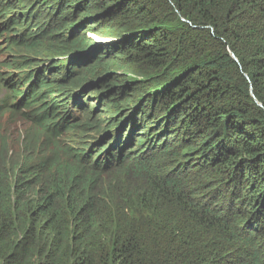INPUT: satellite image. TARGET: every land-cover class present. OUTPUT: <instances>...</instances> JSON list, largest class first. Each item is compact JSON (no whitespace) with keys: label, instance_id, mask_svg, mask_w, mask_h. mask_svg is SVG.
<instances>
[{"label":"trees","instance_id":"obj_1","mask_svg":"<svg viewBox=\"0 0 264 264\" xmlns=\"http://www.w3.org/2000/svg\"><path fill=\"white\" fill-rule=\"evenodd\" d=\"M2 1L10 49L62 76L3 80L0 114L39 134L15 169L0 140V264H264V0ZM93 79L116 140L65 161L61 97L84 110L66 88Z\"/></svg>","mask_w":264,"mask_h":264},{"label":"rangeland","instance_id":"obj_2","mask_svg":"<svg viewBox=\"0 0 264 264\" xmlns=\"http://www.w3.org/2000/svg\"><path fill=\"white\" fill-rule=\"evenodd\" d=\"M7 1H9V4L11 5L20 4L23 9L26 4L32 3L34 4L33 12H37L41 17L40 22L47 19L49 6L48 0H3L2 2L6 3ZM22 13L24 14L25 11H22ZM1 25L2 21L0 18V35L3 33L1 31ZM20 29L21 30L14 29V35L20 37L21 39L26 38L30 33L29 27H23ZM6 37V35L0 36V99L6 92L1 89L2 84H5L3 80L10 79L15 86H18L19 84L22 85V81L25 83L31 81L37 70H40V72L44 75L43 71L48 70L47 68H50L51 73L48 77L49 81L62 76L59 70L51 69V67L53 68L56 66L55 63L57 62V59L52 53L37 50L35 53L28 54V52L23 53L11 50L10 39ZM87 37L88 39H92L100 43L105 42L94 33H87ZM46 73L47 72H45V74ZM97 83L98 79H93V81L85 83L79 89H73L76 88V84H72L66 88L67 91H72L76 94V97L85 95L83 103L87 108L84 110L78 109L79 118L77 119V122L81 121L80 128L69 129L68 125H65L63 120L66 119L68 111L70 112L71 105H66L67 100L65 96L61 97L60 108L62 110H60L61 112L59 116L56 117V119L62 118V122H60L61 126H57V131L60 136L56 137L54 140L52 150L65 161L71 160L77 154L91 151L92 154L90 161L92 164L95 160L103 164L106 151L102 150L106 146H109L108 148H110V145L112 146L116 140L115 130L118 128L117 126H114V130L112 128L109 131L110 127H107L106 122L112 112L111 110L108 113L102 112L104 111L103 109L106 105L104 103L106 99L102 98V101L100 102L99 98L101 95L98 94L99 92L101 93L103 86L100 84L98 85ZM21 99L22 98L18 100ZM16 111L23 112L24 110L23 108H20ZM71 120L72 122H75L74 119ZM92 126L96 127V130L91 128ZM109 132L111 134L109 137L112 139L106 141L108 139ZM118 132L119 130H117V133ZM128 132L129 131H122L124 136L129 137L130 133ZM38 134L39 129L37 127H33L31 123L25 122L20 114L11 115L9 112L0 114V140L5 143L6 149L9 153L12 169L17 168L23 162L24 156H26V147L32 148L35 146L30 142L33 139H36L35 142H38ZM133 143H136V148L140 145L139 142ZM37 146L38 145L36 144V147ZM48 147H51V145L49 144ZM115 149L116 148H114L113 154L117 152ZM99 152L102 153L97 157Z\"/></svg>","mask_w":264,"mask_h":264},{"label":"clouds","instance_id":"obj_3","mask_svg":"<svg viewBox=\"0 0 264 264\" xmlns=\"http://www.w3.org/2000/svg\"><path fill=\"white\" fill-rule=\"evenodd\" d=\"M82 103H83V100H82ZM84 104V103H83ZM75 114H78V108L77 109H74L73 108V106H72V104H71V110H70V115L71 116H73V115H75ZM79 118V117H78ZM110 139H112L111 137H108V139L106 140V141H108V140H110ZM114 139V138H113ZM114 141V140H113ZM103 145V144H102ZM113 146V145H112ZM110 147H111V145H110ZM107 150H109V148L107 149Z\"/></svg>","mask_w":264,"mask_h":264}]
</instances>
